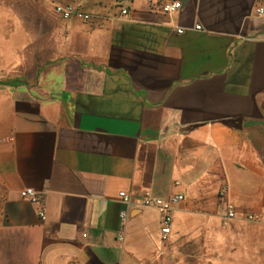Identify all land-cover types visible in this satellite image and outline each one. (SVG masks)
Listing matches in <instances>:
<instances>
[{
  "label": "crops",
  "instance_id": "0c3cea01",
  "mask_svg": "<svg viewBox=\"0 0 264 264\" xmlns=\"http://www.w3.org/2000/svg\"><path fill=\"white\" fill-rule=\"evenodd\" d=\"M173 2L178 13L161 12ZM258 8L130 0L85 11L89 22L57 15L37 44L50 58L29 67L16 53L25 46L6 53V40L39 35L0 31V264H262ZM27 188L43 196L46 222L21 198ZM144 190L184 197L166 242L157 209L120 198Z\"/></svg>",
  "mask_w": 264,
  "mask_h": 264
},
{
  "label": "rangeland",
  "instance_id": "374dc122",
  "mask_svg": "<svg viewBox=\"0 0 264 264\" xmlns=\"http://www.w3.org/2000/svg\"><path fill=\"white\" fill-rule=\"evenodd\" d=\"M130 0H0V15L5 18V23L0 25V31H5L11 35L13 32H27V34H44L45 32L52 31L55 18H59L55 12L56 5L73 6L75 8L87 11L95 16L103 15V12H107V9H121L124 8ZM102 11V12H99ZM10 37V36H9ZM44 36L39 35L38 39L29 40H13L8 39L7 47L9 50L6 53H11V49L25 46L23 50H17L19 55L25 54L28 62L25 65L28 67L32 64L31 61L38 59L39 64H43L50 58V51L46 48H38L37 44L41 42V38ZM33 38V37H32ZM16 43V45H11ZM12 54V53H11ZM9 59V55H6ZM11 67H14L12 65ZM256 217V216H253ZM247 222H260L261 217L258 220H250L248 216L245 217ZM236 250V248H235ZM236 255V254H235ZM231 259H237L231 255ZM231 264H238L237 261ZM264 264V262H262Z\"/></svg>",
  "mask_w": 264,
  "mask_h": 264
},
{
  "label": "built area",
  "instance_id": "2783aa9c",
  "mask_svg": "<svg viewBox=\"0 0 264 264\" xmlns=\"http://www.w3.org/2000/svg\"><path fill=\"white\" fill-rule=\"evenodd\" d=\"M182 8V4L180 2H173V3H167L160 7L161 12L166 14H175L178 13ZM55 12L57 15L61 16L65 20L70 19H78L85 22H89L91 20V14L83 11L82 9L75 8L73 6H63V5H56L55 6ZM127 10H123L122 14L126 15ZM257 15L264 16V9L258 8L256 10ZM197 30H201V27H196ZM179 33H183L182 30H179ZM20 196L23 200L32 203L36 206H38V215L42 222H46L47 220V214H46V208L44 205V198L43 196L35 191L32 188H27L21 191ZM137 198L125 193H120V198L122 199L123 203L132 206L135 203L141 204L144 207H150L157 209L161 215H162V224H161V240L163 242L168 241L169 237L172 234V224H173V209L174 206L181 202L184 197L182 195H175L170 197L169 199H160L155 198L153 196V193L150 190H144L140 195H135ZM227 216L226 220L230 221L236 218V209L233 205L227 204ZM126 215L123 214V217ZM248 219L250 220H258V216H248ZM123 237L120 238L121 241H123Z\"/></svg>",
  "mask_w": 264,
  "mask_h": 264
}]
</instances>
